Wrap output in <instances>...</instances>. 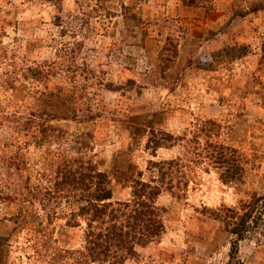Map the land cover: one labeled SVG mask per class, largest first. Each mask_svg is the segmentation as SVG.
I'll return each mask as SVG.
<instances>
[{
	"label": "rangeland",
	"instance_id": "rangeland-1",
	"mask_svg": "<svg viewBox=\"0 0 264 264\" xmlns=\"http://www.w3.org/2000/svg\"><path fill=\"white\" fill-rule=\"evenodd\" d=\"M168 39L176 56L160 60ZM207 120L245 155L243 184L203 160L182 198L157 197L163 232L124 264H228L230 236L206 210L264 204V0H0V264H46L38 200L64 155L92 158L123 200L128 177L155 178L151 162L183 150L154 151L152 130ZM259 212L231 264H264ZM53 225L54 246L81 244L83 224Z\"/></svg>",
	"mask_w": 264,
	"mask_h": 264
},
{
	"label": "trees",
	"instance_id": "trees-1",
	"mask_svg": "<svg viewBox=\"0 0 264 264\" xmlns=\"http://www.w3.org/2000/svg\"><path fill=\"white\" fill-rule=\"evenodd\" d=\"M163 52L168 54L163 55ZM175 56L174 42L168 39L160 60L170 61ZM216 128L214 122L207 120L191 134L173 135L152 130L147 145L154 151L176 144L183 150L174 157L151 162L157 174L155 178L143 180L139 171L135 177H128L126 186L130 193L123 200H113L109 176L92 158L81 154L60 158L53 172L52 185L44 188L38 200V249L46 264L61 261H70L68 264H124L137 257L136 247L154 242L163 232L164 208L156 204L157 197L166 192L176 199L182 198L194 177V168L203 160L215 170L223 184L237 190L243 184L246 157L238 149L217 140ZM256 201L255 194H250L238 205L221 204L206 210L210 217L222 223L230 236L228 264L236 257L239 241L256 222L253 213L260 211L259 219L262 217L264 204L256 210ZM61 203L66 205L57 212L55 209ZM57 219L64 220L68 227L83 224L78 247L64 249L53 245V224Z\"/></svg>",
	"mask_w": 264,
	"mask_h": 264
},
{
	"label": "crops",
	"instance_id": "crops-1",
	"mask_svg": "<svg viewBox=\"0 0 264 264\" xmlns=\"http://www.w3.org/2000/svg\"><path fill=\"white\" fill-rule=\"evenodd\" d=\"M171 3V2H170ZM176 6H174V8H175ZM168 8H169V6H168Z\"/></svg>",
	"mask_w": 264,
	"mask_h": 264
}]
</instances>
